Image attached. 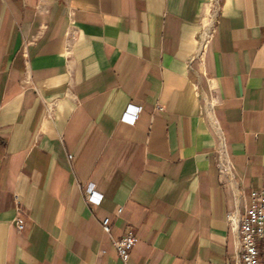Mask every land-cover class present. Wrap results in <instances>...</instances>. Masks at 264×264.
I'll return each mask as SVG.
<instances>
[{"label":"crops","instance_id":"crops-1","mask_svg":"<svg viewBox=\"0 0 264 264\" xmlns=\"http://www.w3.org/2000/svg\"><path fill=\"white\" fill-rule=\"evenodd\" d=\"M210 1L0 0V264H240L264 0H223L203 48Z\"/></svg>","mask_w":264,"mask_h":264},{"label":"built area","instance_id":"built-area-1","mask_svg":"<svg viewBox=\"0 0 264 264\" xmlns=\"http://www.w3.org/2000/svg\"><path fill=\"white\" fill-rule=\"evenodd\" d=\"M223 0H211L209 19L206 25L202 46L205 48L213 33L214 23L218 11L222 7ZM129 111L133 110L134 113L125 112L123 119L130 122H135L138 117L139 108L129 106ZM88 200L93 201L95 195V188L90 184L85 189ZM121 211V210H120ZM229 221L231 226L234 227L235 222L233 214H229ZM17 226L19 230L25 228V219L22 216L17 218ZM103 230L112 235L111 217L107 216L102 220ZM238 233L240 237V264H264V187L253 191L252 201L247 206L241 215L238 224ZM139 237L132 231L128 232L121 239L115 240L114 244L118 250V254L123 261H128L132 249L137 245Z\"/></svg>","mask_w":264,"mask_h":264}]
</instances>
